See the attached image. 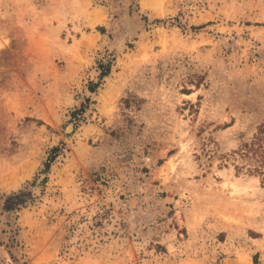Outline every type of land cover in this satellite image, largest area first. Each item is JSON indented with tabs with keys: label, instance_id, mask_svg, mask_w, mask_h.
<instances>
[{
	"label": "rangeland",
	"instance_id": "374dc122",
	"mask_svg": "<svg viewBox=\"0 0 264 264\" xmlns=\"http://www.w3.org/2000/svg\"><path fill=\"white\" fill-rule=\"evenodd\" d=\"M262 124L264 0H0V264H264Z\"/></svg>",
	"mask_w": 264,
	"mask_h": 264
},
{
	"label": "trees",
	"instance_id": "16d2710c",
	"mask_svg": "<svg viewBox=\"0 0 264 264\" xmlns=\"http://www.w3.org/2000/svg\"><path fill=\"white\" fill-rule=\"evenodd\" d=\"M111 63L101 64L102 72L100 77L103 78L109 74L111 69ZM99 87V82H90L89 88L92 92L96 91ZM84 109V108H83ZM81 109V111H83ZM59 148L55 147L52 150L51 158L46 163V169L50 168L51 162L55 159V152ZM239 155L251 166L248 167V172L254 175H258L264 181V124L258 127V130L253 134L252 138L248 141H244L239 148ZM241 167H239L240 171Z\"/></svg>",
	"mask_w": 264,
	"mask_h": 264
},
{
	"label": "bare ground",
	"instance_id": "6f19581e",
	"mask_svg": "<svg viewBox=\"0 0 264 264\" xmlns=\"http://www.w3.org/2000/svg\"><path fill=\"white\" fill-rule=\"evenodd\" d=\"M158 177L162 179L163 182L167 183L170 181V175L172 173V164L167 162L158 168Z\"/></svg>",
	"mask_w": 264,
	"mask_h": 264
}]
</instances>
